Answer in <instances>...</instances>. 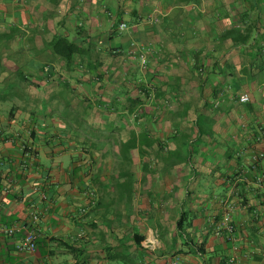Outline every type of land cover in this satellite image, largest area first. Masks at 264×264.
I'll list each match as a JSON object with an SVG mask.
<instances>
[{
	"label": "crops",
	"instance_id": "obj_1",
	"mask_svg": "<svg viewBox=\"0 0 264 264\" xmlns=\"http://www.w3.org/2000/svg\"><path fill=\"white\" fill-rule=\"evenodd\" d=\"M258 9L0 0V225L22 228L0 264H264V84L221 42ZM57 38L83 51L69 63ZM27 231L35 253L17 251Z\"/></svg>",
	"mask_w": 264,
	"mask_h": 264
},
{
	"label": "trees",
	"instance_id": "obj_2",
	"mask_svg": "<svg viewBox=\"0 0 264 264\" xmlns=\"http://www.w3.org/2000/svg\"><path fill=\"white\" fill-rule=\"evenodd\" d=\"M254 1V0H252ZM253 11H247L242 17L243 26L241 24L229 26L221 38V42L225 43L231 40L232 47L235 50L241 48L242 54L236 58L234 62L227 61V67L233 68L235 65L241 66L244 77L249 78L252 82L264 84V11L258 9V18L256 21L251 20ZM251 21V23H247ZM54 53L67 62H72L75 56L80 55L83 51L82 47L66 38H57L52 43ZM237 78V74H231ZM26 79L23 78V81ZM243 81V80H242ZM244 83V81H243ZM238 85H243L241 80ZM23 90H19L18 95ZM16 108V107H14ZM134 142L137 139L133 140ZM136 143H131L130 147H134Z\"/></svg>",
	"mask_w": 264,
	"mask_h": 264
},
{
	"label": "built area",
	"instance_id": "obj_3",
	"mask_svg": "<svg viewBox=\"0 0 264 264\" xmlns=\"http://www.w3.org/2000/svg\"><path fill=\"white\" fill-rule=\"evenodd\" d=\"M121 28H126V25H122ZM143 63H145V61ZM238 101L241 104H248L250 102V97L246 94H243L239 96ZM263 158L264 153H260L255 157V161L258 162ZM231 212L232 208H230L229 212H227L221 228L225 229L230 239H233L235 237V226L231 223ZM35 220H37V216L35 217ZM21 230L22 228L18 226L0 225V237H17ZM37 248V236L33 231H27L26 235L20 240L17 245V251L20 253H35L37 251Z\"/></svg>",
	"mask_w": 264,
	"mask_h": 264
},
{
	"label": "rangeland",
	"instance_id": "obj_4",
	"mask_svg": "<svg viewBox=\"0 0 264 264\" xmlns=\"http://www.w3.org/2000/svg\"><path fill=\"white\" fill-rule=\"evenodd\" d=\"M30 80V79H29ZM33 81V79H31V81L30 82H32ZM5 90V89H4ZM0 90V92H2V93H7V94H9V93H11V90ZM46 92V90H38V93H39V95H42L43 93H45ZM24 93H26V88H25V90H24ZM23 100H18V101H21V102H27L24 98H22ZM2 102V101H1ZM45 102H47V100L45 101ZM4 105L3 106H5L6 108H10V109H12V108H14V105H12L11 104V101L9 100V101H3L2 102ZM37 105H35V106H30V107H25V108H32L33 109V111H38V112H41L42 113V110H46V109H48V106L47 105H43V101H41V100H38L37 101ZM4 107V108H5ZM20 108V107H19ZM21 108H24V107H21ZM10 109H9V111H10ZM25 110V109H24Z\"/></svg>",
	"mask_w": 264,
	"mask_h": 264
}]
</instances>
